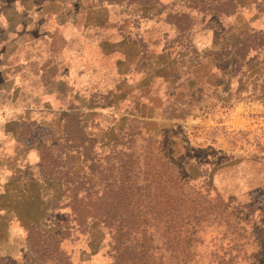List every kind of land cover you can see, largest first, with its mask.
Instances as JSON below:
<instances>
[{
  "label": "rangeland",
  "instance_id": "rangeland-1",
  "mask_svg": "<svg viewBox=\"0 0 264 264\" xmlns=\"http://www.w3.org/2000/svg\"><path fill=\"white\" fill-rule=\"evenodd\" d=\"M59 2L111 9L132 63L33 130L45 212L0 221V264H264V0Z\"/></svg>",
  "mask_w": 264,
  "mask_h": 264
},
{
  "label": "crops",
  "instance_id": "crops-1",
  "mask_svg": "<svg viewBox=\"0 0 264 264\" xmlns=\"http://www.w3.org/2000/svg\"><path fill=\"white\" fill-rule=\"evenodd\" d=\"M59 3L0 0V221L8 227L45 212L40 205L47 180L36 129L45 123L48 137L60 139L63 99L83 100L89 104L83 112L101 116L93 96L113 92L132 63L126 50L132 43L118 38L115 22L109 25L111 9L100 7L80 31L74 12L50 7Z\"/></svg>",
  "mask_w": 264,
  "mask_h": 264
},
{
  "label": "trees",
  "instance_id": "trees-1",
  "mask_svg": "<svg viewBox=\"0 0 264 264\" xmlns=\"http://www.w3.org/2000/svg\"><path fill=\"white\" fill-rule=\"evenodd\" d=\"M259 13H260L261 15H263V16H264V14H262V12H261V11H259Z\"/></svg>",
  "mask_w": 264,
  "mask_h": 264
}]
</instances>
